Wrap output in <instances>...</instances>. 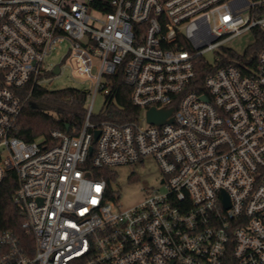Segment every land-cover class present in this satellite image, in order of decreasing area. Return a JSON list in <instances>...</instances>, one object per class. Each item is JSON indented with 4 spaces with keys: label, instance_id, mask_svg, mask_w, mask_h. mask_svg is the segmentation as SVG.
<instances>
[{
    "label": "built area",
    "instance_id": "1",
    "mask_svg": "<svg viewBox=\"0 0 264 264\" xmlns=\"http://www.w3.org/2000/svg\"><path fill=\"white\" fill-rule=\"evenodd\" d=\"M256 30L264 0H0V183L16 179L24 216L21 232L0 230V264H264ZM250 31L246 53L227 47ZM62 43L94 99L121 70L141 114L92 122L93 99L77 134L54 130L52 145L14 136L33 90L61 73L48 58ZM199 69L212 70L201 91ZM153 108L173 109V121L150 124ZM148 157L165 191L123 209L94 173Z\"/></svg>",
    "mask_w": 264,
    "mask_h": 264
},
{
    "label": "trees",
    "instance_id": "2",
    "mask_svg": "<svg viewBox=\"0 0 264 264\" xmlns=\"http://www.w3.org/2000/svg\"><path fill=\"white\" fill-rule=\"evenodd\" d=\"M255 34L256 43L250 52L256 56L264 48V31L256 30ZM211 73L212 70L208 69L198 70L197 90H202L204 79ZM110 89L111 93L106 96L104 110L97 116H91V121L126 123L135 120L141 114V110L132 103V90L125 84L121 70L112 74ZM88 96V91L77 88L50 91L43 86L36 87L18 118L13 135L25 142L44 139L52 145L54 141L51 132L54 130L69 134L79 133L87 116ZM94 176L98 179L106 178L109 191L113 192V184L116 183L118 176L116 170L98 169ZM16 188L17 182L12 176L0 183V230L21 232L24 216L13 203Z\"/></svg>",
    "mask_w": 264,
    "mask_h": 264
},
{
    "label": "rangeland",
    "instance_id": "3",
    "mask_svg": "<svg viewBox=\"0 0 264 264\" xmlns=\"http://www.w3.org/2000/svg\"><path fill=\"white\" fill-rule=\"evenodd\" d=\"M255 41L253 31L242 34L227 44V47L233 49L238 54L246 53L248 47ZM69 55V44L62 43L49 56L48 62L54 66L61 65V73L56 75L49 73L42 80V86L50 91L61 90L66 88H77L89 92L87 108L93 101V91L95 88L94 81L85 76L74 74L72 69L65 66ZM214 56H208L212 60ZM92 104V113L97 116L105 108L106 96L100 91L95 96ZM118 173L117 181L114 185L116 195L119 196L118 205L123 209L133 207L141 203L149 194L148 192L158 189L160 192L165 191L161 185L162 173L159 164L153 157L145 158L144 161L120 167L116 170Z\"/></svg>",
    "mask_w": 264,
    "mask_h": 264
},
{
    "label": "water",
    "instance_id": "4",
    "mask_svg": "<svg viewBox=\"0 0 264 264\" xmlns=\"http://www.w3.org/2000/svg\"><path fill=\"white\" fill-rule=\"evenodd\" d=\"M60 72L59 67L57 66L54 70V73L58 75ZM204 100H206V97H202ZM173 112V109H167V110H156V109H150L147 112V120L150 124L153 125H162L166 122H172L173 119L170 118L171 114ZM69 128V127H68ZM99 131L95 134V141L99 137ZM93 149H90V152L92 153Z\"/></svg>",
    "mask_w": 264,
    "mask_h": 264
},
{
    "label": "snow or ice",
    "instance_id": "5",
    "mask_svg": "<svg viewBox=\"0 0 264 264\" xmlns=\"http://www.w3.org/2000/svg\"><path fill=\"white\" fill-rule=\"evenodd\" d=\"M97 191H99V189H97Z\"/></svg>",
    "mask_w": 264,
    "mask_h": 264
}]
</instances>
